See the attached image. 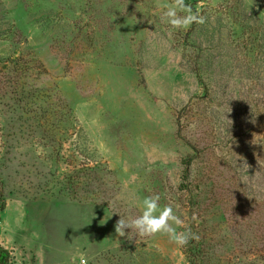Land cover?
I'll return each mask as SVG.
<instances>
[{"label": "rangeland", "instance_id": "374dc122", "mask_svg": "<svg viewBox=\"0 0 264 264\" xmlns=\"http://www.w3.org/2000/svg\"><path fill=\"white\" fill-rule=\"evenodd\" d=\"M171 3L0 0L9 264H264V0ZM155 194L198 240L116 232Z\"/></svg>", "mask_w": 264, "mask_h": 264}, {"label": "clouds", "instance_id": "9594fccd", "mask_svg": "<svg viewBox=\"0 0 264 264\" xmlns=\"http://www.w3.org/2000/svg\"><path fill=\"white\" fill-rule=\"evenodd\" d=\"M159 20L177 30L187 29L194 23L204 24L206 22L205 16L195 12L185 3V0H173L171 4H164L159 13ZM160 199L159 194L144 197L141 201V214L128 220L120 217L116 224V232L120 236L126 235V229H135L138 235L165 234L178 247L188 245L191 240H198L199 237L190 228L178 231L176 227H173V223L179 226L183 222L174 213L171 205H165L161 208Z\"/></svg>", "mask_w": 264, "mask_h": 264}, {"label": "trees", "instance_id": "16d2710c", "mask_svg": "<svg viewBox=\"0 0 264 264\" xmlns=\"http://www.w3.org/2000/svg\"><path fill=\"white\" fill-rule=\"evenodd\" d=\"M185 162L187 163V169L186 170H187V172H190V170H189L190 161L186 160ZM206 192H204L203 194H205ZM5 207H6V199H5L4 193L0 192V212L2 210H4ZM192 250H193V248L190 249V252ZM10 260H11L10 251L7 248H5L3 245H1V243H0V264H9ZM192 262H193V260H192Z\"/></svg>", "mask_w": 264, "mask_h": 264}, {"label": "built area", "instance_id": "2783aa9c", "mask_svg": "<svg viewBox=\"0 0 264 264\" xmlns=\"http://www.w3.org/2000/svg\"><path fill=\"white\" fill-rule=\"evenodd\" d=\"M76 264H87V262H86V259H85V258H80V259L76 262Z\"/></svg>", "mask_w": 264, "mask_h": 264}]
</instances>
